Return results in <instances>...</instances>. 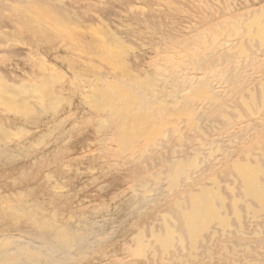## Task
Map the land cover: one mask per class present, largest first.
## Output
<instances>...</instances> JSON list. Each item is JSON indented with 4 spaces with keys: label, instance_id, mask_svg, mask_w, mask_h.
I'll use <instances>...</instances> for the list:
<instances>
[{
    "label": "rangeland",
    "instance_id": "374dc122",
    "mask_svg": "<svg viewBox=\"0 0 264 264\" xmlns=\"http://www.w3.org/2000/svg\"><path fill=\"white\" fill-rule=\"evenodd\" d=\"M261 28L264 0H0V241L77 244L57 262L41 252L19 264H264V202L245 198L238 174L249 168L264 197ZM210 54L221 61L199 71L195 61ZM114 65L132 73L118 75L137 84L132 99L157 89L179 111L156 113L154 133L132 140L133 151L96 100L98 77ZM193 79L222 103L185 91L194 100L177 107L169 92ZM162 144L186 147L190 159L159 163ZM192 192L210 207L204 242L185 229Z\"/></svg>",
    "mask_w": 264,
    "mask_h": 264
},
{
    "label": "bare ground",
    "instance_id": "6f19581e",
    "mask_svg": "<svg viewBox=\"0 0 264 264\" xmlns=\"http://www.w3.org/2000/svg\"><path fill=\"white\" fill-rule=\"evenodd\" d=\"M251 22H253V21L250 20V23ZM58 24L59 23L56 22V25H58ZM249 25H251V24H249ZM253 25H255V24H253ZM260 32L261 33L259 35V39L264 44V42H263V40H264V28H261ZM253 36H252V39L254 40L256 35L254 37ZM232 41L233 40L227 41L226 43L223 44V46L227 47L228 46L227 44H230V46L233 47V45L231 44ZM231 47L229 48V50L227 47L228 51L223 54L224 57L231 58V53L233 51V50H230ZM219 48H220V46H219ZM243 48H245V47H243ZM212 56L213 55L210 54V55L206 56V58L204 60L200 59L198 61H195L194 65H196V67L199 71L206 72L207 70H210L211 68H213L215 66V64H218V62L221 61L219 59L220 61L218 60V61H214V62H209V60ZM205 64H207V65H205ZM205 66H207L208 68H206ZM118 71H120L121 74ZM231 72L232 71L224 72V70H222V73L226 77L227 76L231 77ZM234 73L236 74V72H234ZM131 74L132 73L130 72L128 67H126V66L117 67L114 65L113 70L111 72H107V74H105L103 76V77H105L104 79L102 76L98 77V79H97V81H101V84L104 85L105 89H104V87L101 88L100 84L98 85L97 83H96L97 86H94L95 88H98L97 90L99 92V94H98L99 98L96 100L100 101V102L104 101L103 104H105L104 105L105 110L108 108V115L114 120L116 127H117L116 136L118 137L117 138L118 143L121 146V148H123L125 151L126 150H129V151L134 150L135 144L134 145L132 144V140H137L136 142H138L140 140L147 139L150 136V133L151 134L154 133L153 132L154 127L158 122L156 113L159 112V115H160V112L165 111L166 116H169V114H167V111H169V112L174 111V110H170L171 108H168V101L166 100V98H164V95L162 94V92H160L157 89H154V90L152 89L153 92L144 93L142 95L141 102L132 99V92H134V90L137 88L136 87L137 84H135L134 82L133 83L127 82L124 79L122 81L120 79V77L118 76V75L130 76ZM236 76L237 77H235V78L238 80L240 78V73L236 74ZM95 77H97V76H95ZM227 80L229 82H231L234 79L229 78ZM166 81H168V80H166ZM176 81H178L180 83V81L178 79H176ZM96 84H94V85H96ZM90 86H92V85H90ZM185 91H192V92L195 91L197 93H200L202 96H207V94H211L210 99H211V101H214V103L219 101V104H221L223 101L219 94L214 93V87L211 86L209 83L197 84L196 79H193V81L192 80H185V81H183V87H181V84H179V85L173 87V89L169 92L170 93L169 97L174 98L173 101L175 103L177 102L176 103L177 107L179 106L178 104H180L179 102L181 100L185 101V102H190L191 99L194 100V96H191V98H189L187 96L182 95ZM132 101L134 102L135 107H132V105H133ZM165 103H167V104H165ZM208 105H210V104L205 103V104H202V107H206ZM99 106H101V105H99ZM201 108H200V104H196V105L191 106L190 110L192 112H195L198 109L200 110ZM97 109H100V108H97ZM204 110L205 109H203V111ZM97 112H99V111H97ZM178 112L179 111H174V114H176ZM205 114L209 115V113H205ZM107 120H109V119H107ZM199 122L201 124V122H203V119L199 118ZM200 124L197 126H200ZM200 127H198L199 134L204 135L205 137L208 136V132H206L204 129H202ZM207 128H208V126H207ZM178 130L180 131L179 127H178ZM184 135H185V133H184ZM200 141H202V140H200ZM165 148H166V145L162 144V145L158 146V148L156 150H164ZM183 148H184L183 150L181 149L182 150L181 154H177V151H178L177 148H172V149L166 148L165 153L164 154L162 153V155H160V158L159 159L157 158L158 159L157 161L159 163L164 162L167 165H169L170 167H172V166L180 167L184 163L185 159H190L189 156H187L186 158L184 157V155H186L188 153L186 151L187 148L186 147H183ZM199 155H202V154L200 153ZM157 161L152 159L151 160L152 164L150 165V167L149 166L148 167L150 169L155 168L158 165ZM210 161H211V159H207V158L205 159V162L208 164L210 163ZM199 167L201 168V164H199V166H197L195 169L199 170L198 173H203L204 170L198 169ZM185 174H186V171L182 170L179 173V177H171L172 188L170 190L174 191L175 189L179 188L180 185L177 188L175 186H177L178 183L181 182L180 177L185 176ZM238 174L240 176V179L242 180V185L244 188V192L246 194L245 198L247 199L249 197L252 200H258L257 202H260V201L264 202V197L261 194V192L263 191V188L260 187L258 184H256L255 181H253L254 175L252 174L251 170L249 168H247V169L240 168ZM187 177L189 178L190 175H188ZM190 180L191 181L187 182L188 185L191 182L193 183L195 181L192 178ZM188 185H186V186H188ZM158 188H159L158 189L159 192L157 193V195H161V193L163 192V186L159 185ZM180 190H182V188ZM203 190H204L203 188L200 189V191H203ZM187 196H186V198L191 200V202L193 203L194 209H193L192 214L188 218H186V220H185L186 232L188 233L189 236L193 235L198 241L202 240V242H204L205 238L203 237V234H199V230H200L201 226H203L205 224L204 220L202 218H206L209 216L210 207H209L208 201H207L206 197L203 195V192H201L199 195H194V193L192 192L190 194V196H188V197ZM250 207H251V205H248V208H250ZM211 214H212V212H211ZM223 222L227 223L225 220H223ZM62 229L64 230L63 227L56 226V229H55L56 233L63 232ZM224 231H226V230H224ZM208 232H210V230H208ZM214 232H215L214 235L218 234L217 231H214ZM55 237H57V236H55ZM73 238L75 239V237H73ZM43 241H44V244L41 246L35 244L34 242H32V240L24 241L23 243H16V242L11 241L10 239L6 238V240H2V242L0 241V264H19L24 259V257L26 259H29V260L35 259L37 262V261L41 260L40 258H42L44 256V255H42L41 252H47L46 258L50 259L54 262H57L60 255H64L65 257L71 256L74 247L77 246V244L72 243V241H69V239H68L69 242H67L66 238H62V242H58L56 245H55V243L51 244V241L49 239H47V237H45L43 239ZM198 241L196 243H198ZM80 246H82V245H80ZM61 259H63V258H61Z\"/></svg>",
    "mask_w": 264,
    "mask_h": 264
}]
</instances>
